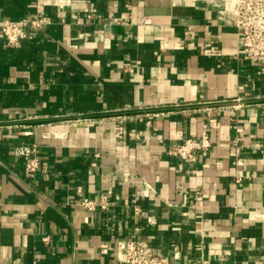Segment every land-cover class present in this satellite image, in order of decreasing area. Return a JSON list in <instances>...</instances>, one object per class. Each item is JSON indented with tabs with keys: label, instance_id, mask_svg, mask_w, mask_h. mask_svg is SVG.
<instances>
[{
	"label": "crops",
	"instance_id": "0c3cea01",
	"mask_svg": "<svg viewBox=\"0 0 264 264\" xmlns=\"http://www.w3.org/2000/svg\"><path fill=\"white\" fill-rule=\"evenodd\" d=\"M38 12L36 40L0 32V264H117L134 234L178 264H264V62L238 55L232 6L0 0V19ZM204 125L209 152L168 155Z\"/></svg>",
	"mask_w": 264,
	"mask_h": 264
},
{
	"label": "built area",
	"instance_id": "2783aa9c",
	"mask_svg": "<svg viewBox=\"0 0 264 264\" xmlns=\"http://www.w3.org/2000/svg\"><path fill=\"white\" fill-rule=\"evenodd\" d=\"M175 1V0H173ZM196 1V0H188ZM232 6L235 16V25L240 31L242 47L238 52L240 57L249 60L264 62V0H223ZM96 16L95 12L89 17ZM144 24L150 23L149 18L142 20ZM50 22L38 12L32 16L19 20L0 19V32L8 46H17L23 40H36L44 33ZM122 131V130H121ZM236 154L240 147L235 142ZM212 149V140L208 126L204 125L200 138L184 139L168 150V155L184 161H194L200 152H209ZM17 156L25 159V175L34 177L41 168V160L36 144L17 145L14 147ZM95 165V164H94ZM241 179L238 178L237 182ZM78 206L88 211L107 212L114 206L108 195H102L98 200H93L82 195L81 191ZM135 212L141 208L135 206ZM45 242L49 238L44 239ZM108 251L115 257L117 264H178L172 262L167 256L154 253L150 250L149 242L139 238L136 234L125 240L119 241L116 246L109 247Z\"/></svg>",
	"mask_w": 264,
	"mask_h": 264
}]
</instances>
